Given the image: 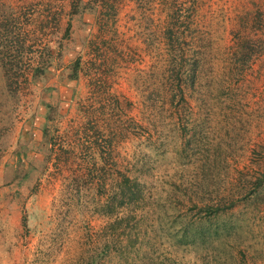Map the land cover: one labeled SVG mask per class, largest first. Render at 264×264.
<instances>
[{
	"label": "rangeland",
	"instance_id": "374dc122",
	"mask_svg": "<svg viewBox=\"0 0 264 264\" xmlns=\"http://www.w3.org/2000/svg\"><path fill=\"white\" fill-rule=\"evenodd\" d=\"M262 174L264 0H0V264H264Z\"/></svg>",
	"mask_w": 264,
	"mask_h": 264
},
{
	"label": "trees",
	"instance_id": "16d2710c",
	"mask_svg": "<svg viewBox=\"0 0 264 264\" xmlns=\"http://www.w3.org/2000/svg\"><path fill=\"white\" fill-rule=\"evenodd\" d=\"M169 38H172V32L169 34L168 36ZM23 75V74H22ZM20 78V77H18ZM264 187V174H262L258 179H257V185H256V189ZM116 196V208L117 209H121V208H125V213L127 212L126 210L128 209V207L136 202L137 198L140 197L141 195V187L139 185V183H137L134 179H131L130 177L124 175L123 177H121L119 179V184H118V188L117 191L115 192ZM219 209V208H216ZM218 214H220L222 211V209L218 210ZM125 216L121 215L120 213H118L117 215V219L116 221H123Z\"/></svg>",
	"mask_w": 264,
	"mask_h": 264
}]
</instances>
